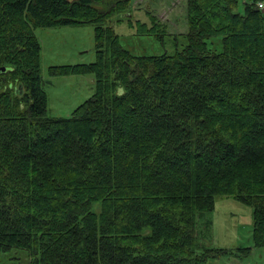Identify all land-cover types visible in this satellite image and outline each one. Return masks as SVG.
I'll list each match as a JSON object with an SVG mask.
<instances>
[{
    "label": "trees",
    "instance_id": "16d2710c",
    "mask_svg": "<svg viewBox=\"0 0 264 264\" xmlns=\"http://www.w3.org/2000/svg\"><path fill=\"white\" fill-rule=\"evenodd\" d=\"M131 1L0 0V253L22 264L241 258L212 243L220 197L252 208L264 245V0H187L186 46L158 55L112 25L162 38L155 15L122 18ZM83 24L97 59L51 73L91 72L95 92L52 116L35 29Z\"/></svg>",
    "mask_w": 264,
    "mask_h": 264
},
{
    "label": "rangeland",
    "instance_id": "374dc122",
    "mask_svg": "<svg viewBox=\"0 0 264 264\" xmlns=\"http://www.w3.org/2000/svg\"><path fill=\"white\" fill-rule=\"evenodd\" d=\"M251 0H240L243 10ZM130 12L122 18H140L150 22L147 13L155 15L167 28L162 38L139 35L126 21L112 25L121 36L123 45L136 55L174 54L187 44V0H132ZM35 34L42 44L41 67L52 116L70 117L75 109L95 92L96 77L91 72L52 75L53 66L82 65L97 59L95 27L92 24L37 27ZM215 223L216 247H251L249 254L230 258H213L207 264H264V245H256L253 233L252 208L234 198L220 197L212 214ZM211 243V244H212ZM24 252L14 249L1 254L5 264H22ZM15 255L17 257H12Z\"/></svg>",
    "mask_w": 264,
    "mask_h": 264
},
{
    "label": "built area",
    "instance_id": "2783aa9c",
    "mask_svg": "<svg viewBox=\"0 0 264 264\" xmlns=\"http://www.w3.org/2000/svg\"><path fill=\"white\" fill-rule=\"evenodd\" d=\"M258 5H259L260 8L264 9V1H260V2L258 3Z\"/></svg>",
    "mask_w": 264,
    "mask_h": 264
},
{
    "label": "crops",
    "instance_id": "0c3cea01",
    "mask_svg": "<svg viewBox=\"0 0 264 264\" xmlns=\"http://www.w3.org/2000/svg\"><path fill=\"white\" fill-rule=\"evenodd\" d=\"M241 258H239V262H240Z\"/></svg>",
    "mask_w": 264,
    "mask_h": 264
}]
</instances>
